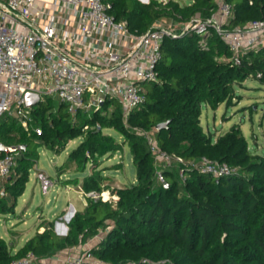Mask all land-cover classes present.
Instances as JSON below:
<instances>
[{
	"label": "trees",
	"instance_id": "trees-1",
	"mask_svg": "<svg viewBox=\"0 0 264 264\" xmlns=\"http://www.w3.org/2000/svg\"><path fill=\"white\" fill-rule=\"evenodd\" d=\"M109 13L125 20L131 31L142 33L160 18L175 25L203 21L217 9L216 0H106ZM232 15L225 27H243L264 20V0H225ZM165 34L156 64L157 82L141 83L143 101L132 110L126 125L116 100L105 101L103 112L72 122L59 104L40 100L33 105L36 136L11 117L0 121V142L19 145L13 171L0 188V215L14 213L16 200L36 163V150L58 149L68 140L81 137L69 158L82 167L92 158L113 153L118 143L112 128L128 144L135 167V181L108 188L99 171L83 179V190L100 194L108 189L114 203L86 196L85 207L67 222L59 236L45 221L31 237L13 250L0 237V264L32 252L50 257L65 248L85 243L99 230L105 233L90 254L106 264H264V156L252 153L239 125L233 124L215 138L200 124L203 105L215 110L233 105L235 85L251 76L264 83V46L243 55L239 64L213 30L204 39L191 30ZM204 40H206L204 42ZM110 110H107L108 108ZM158 147L184 161L205 156L237 168V172L215 178L188 164H172L162 170L164 182L155 178V161L138 130H153ZM87 124L88 128L82 126ZM0 155L2 152L0 151ZM92 161V160H91ZM183 169V177L179 169ZM70 182L66 181L65 183Z\"/></svg>",
	"mask_w": 264,
	"mask_h": 264
},
{
	"label": "built area",
	"instance_id": "built-area-1",
	"mask_svg": "<svg viewBox=\"0 0 264 264\" xmlns=\"http://www.w3.org/2000/svg\"><path fill=\"white\" fill-rule=\"evenodd\" d=\"M216 1L217 9L208 18L189 20L181 30H191L203 39L213 30L228 47L229 60L239 64L245 53L264 46V20L227 28L232 8L225 0ZM109 8L106 0H0V121L4 116L14 118L39 136L42 129L34 125L33 105L56 97L72 122L78 116L90 118L94 112H103L105 101L116 100L126 125L132 110L143 101L141 83L158 81L155 67L161 56L160 44L165 34L174 31L154 25L142 33L131 31ZM27 94L39 99L28 104ZM154 131L138 130L155 162L188 164L215 178L237 172L235 166L205 156L184 161L167 153L158 147ZM1 144L0 187L13 171L20 151L19 145ZM179 176L183 177L181 168ZM36 178L45 194L50 185L46 174L40 170ZM155 178L164 182L162 170L155 172ZM91 256L87 250L37 258L29 251L8 264H89Z\"/></svg>",
	"mask_w": 264,
	"mask_h": 264
},
{
	"label": "rangeland",
	"instance_id": "rangeland-1",
	"mask_svg": "<svg viewBox=\"0 0 264 264\" xmlns=\"http://www.w3.org/2000/svg\"><path fill=\"white\" fill-rule=\"evenodd\" d=\"M175 1L180 4L187 2ZM182 24L175 26L170 19L160 18L153 25L174 31L181 29ZM234 92L238 98L229 107H225L224 104H220L215 110L205 105L201 107L200 124L203 131L215 138L227 131L231 125L237 124L246 138L249 150L264 156V83L249 76L235 85ZM44 100L52 102L53 111L60 104L56 97ZM38 104L39 101L36 102V105ZM61 109L62 112L66 111L65 106ZM102 132L114 136L118 149L113 153L92 158V161L85 162L82 167L77 166L75 161L69 158L70 152L81 141V137L68 140L57 150H50L44 146L37 148L36 163L29 170V180L23 192L17 197L14 213L0 215V237L7 245L15 246L17 242V246L21 245L22 241H18L20 236L35 233L38 224L43 221L49 223L56 234L63 236V226L67 227L68 220L75 212L84 209L85 198L90 194L93 198L100 196L102 200L112 203L116 201V196L111 195L108 189L100 194L93 191L85 192L82 186L86 176L100 171L106 177L102 184L108 188L121 187L135 181V167L128 144L124 143L122 137L112 128H103ZM166 167L168 166L163 163L155 162V172ZM40 170L46 174V179L50 183L45 194L42 193V187L36 178V173ZM66 181L70 182L65 183ZM103 192H107V198L103 197ZM104 233V230H99L85 243L73 246L77 247L73 253H85L87 250L89 252L102 239ZM64 253L69 254L67 251ZM88 260L89 264H106L94 256Z\"/></svg>",
	"mask_w": 264,
	"mask_h": 264
},
{
	"label": "crops",
	"instance_id": "crops-1",
	"mask_svg": "<svg viewBox=\"0 0 264 264\" xmlns=\"http://www.w3.org/2000/svg\"><path fill=\"white\" fill-rule=\"evenodd\" d=\"M38 1H39V2L47 3V2H49L50 0H38ZM0 188H2V187H0ZM71 210L73 211V205H72ZM37 230H38V231H41V230H42V227H40L39 229H36L35 232H36ZM33 234H34V233H31V234L27 235V234L25 233L24 236H20V238H19L18 241H22V243H23V242L26 241L29 237H31ZM22 243H21V245H22ZM17 244H18V242H17ZM17 244H16L15 246H13V250H15L16 248H18V247L20 246V245L17 246ZM76 249H77V247H69V248H65V249H63V250H60V251H58V252L55 253V254H59V255L62 257V256L67 255L66 253H64L65 251H67V252H69V253H73L74 250H76ZM63 251H64V252H63Z\"/></svg>",
	"mask_w": 264,
	"mask_h": 264
},
{
	"label": "water",
	"instance_id": "water-1",
	"mask_svg": "<svg viewBox=\"0 0 264 264\" xmlns=\"http://www.w3.org/2000/svg\"><path fill=\"white\" fill-rule=\"evenodd\" d=\"M36 99H37V96H35V95H32V94H27L26 95V102L28 104H33L34 102H36ZM166 125H167V122H160V123L156 124L155 130L158 131V130L162 129L163 127H165ZM2 147L3 146L0 143V151L2 150ZM66 229H67V227L63 226V234L66 233Z\"/></svg>",
	"mask_w": 264,
	"mask_h": 264
},
{
	"label": "bare ground",
	"instance_id": "bare-ground-1",
	"mask_svg": "<svg viewBox=\"0 0 264 264\" xmlns=\"http://www.w3.org/2000/svg\"><path fill=\"white\" fill-rule=\"evenodd\" d=\"M103 197L107 198V192H103Z\"/></svg>",
	"mask_w": 264,
	"mask_h": 264
}]
</instances>
